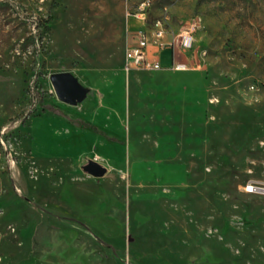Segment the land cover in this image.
Returning <instances> with one entry per match:
<instances>
[{"label": "rangeland", "instance_id": "obj_1", "mask_svg": "<svg viewBox=\"0 0 264 264\" xmlns=\"http://www.w3.org/2000/svg\"><path fill=\"white\" fill-rule=\"evenodd\" d=\"M143 1L0 0V264H264V197L242 189L264 180V0H149L147 28L196 26L195 63L127 74ZM118 73L130 136L96 178L30 123L54 75Z\"/></svg>", "mask_w": 264, "mask_h": 264}, {"label": "crops", "instance_id": "obj_2", "mask_svg": "<svg viewBox=\"0 0 264 264\" xmlns=\"http://www.w3.org/2000/svg\"><path fill=\"white\" fill-rule=\"evenodd\" d=\"M173 53L177 61L187 62L190 67L195 63L192 52L180 54L177 46L173 51L149 52L165 67L170 66ZM133 71L144 70L134 69L126 73ZM127 74L118 73L119 78H111L102 85L78 84L81 93L75 102L60 99L52 84L39 107L44 112L40 115L41 119H31V133L34 130L35 134L46 139L52 136L54 139L47 140L48 144H57L67 159L87 162L95 155L107 159L118 158L119 144L130 136L131 88Z\"/></svg>", "mask_w": 264, "mask_h": 264}, {"label": "built area", "instance_id": "obj_3", "mask_svg": "<svg viewBox=\"0 0 264 264\" xmlns=\"http://www.w3.org/2000/svg\"><path fill=\"white\" fill-rule=\"evenodd\" d=\"M150 7V1L145 0L141 2L135 11H126L127 18H135L143 21L142 27L132 31L129 34L128 45L125 52L124 70L130 71L144 70V71H162L164 69L173 71H186L190 68L187 62H180L172 56L170 66L165 67L158 59L150 60L149 48L156 47L158 51L165 49L174 50L177 46L181 53H191L195 43L196 26L192 25L172 38H169L167 29L157 22L153 28L149 29L145 26L146 14ZM169 38V40H165ZM98 162V159H94ZM245 193L249 195H256L264 197V180L250 178L242 186Z\"/></svg>", "mask_w": 264, "mask_h": 264}, {"label": "water", "instance_id": "obj_4", "mask_svg": "<svg viewBox=\"0 0 264 264\" xmlns=\"http://www.w3.org/2000/svg\"><path fill=\"white\" fill-rule=\"evenodd\" d=\"M52 84L57 96L60 99H66L70 102H75L81 93L78 83L69 74L54 75ZM83 170L96 178L103 177L107 169L94 160H90L83 166Z\"/></svg>", "mask_w": 264, "mask_h": 264}]
</instances>
